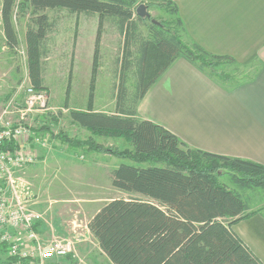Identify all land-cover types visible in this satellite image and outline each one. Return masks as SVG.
Returning a JSON list of instances; mask_svg holds the SVG:
<instances>
[{
	"label": "trees",
	"instance_id": "obj_1",
	"mask_svg": "<svg viewBox=\"0 0 264 264\" xmlns=\"http://www.w3.org/2000/svg\"><path fill=\"white\" fill-rule=\"evenodd\" d=\"M152 1L178 14L172 0ZM28 3L32 18L25 33L26 54L29 76L36 88L44 87L43 58L53 24L49 9L65 8L71 13H95L103 19L115 20L125 36L126 56L133 55L132 45L137 46V55L123 60L127 73L135 68L137 91L129 92L123 80L116 113L92 108L70 110L75 123L93 134L125 137L133 149L102 148L93 141H84L82 146L139 163H122L113 169L112 185L128 197L107 201L88 223L112 264H264L232 228L235 222L255 214L240 191L255 188L264 191V164L195 148L164 125L140 118L137 112V104L150 85L180 56L228 85L227 88L244 79L227 71L218 73L216 67L241 63L231 55L210 52L186 39V28L178 15L180 30L153 22L150 38L138 35V22L146 18L135 14L136 0H28ZM16 6V0H4L3 29L11 48L19 43L13 20ZM160 60L163 66L158 75L147 82L146 72ZM129 96L133 98L131 105L127 103ZM17 146L15 142H7L0 149ZM145 161L149 164L141 165ZM224 174L229 175L235 188L220 180ZM2 245L8 249L5 243ZM16 261L31 264L32 260L7 258V264Z\"/></svg>",
	"mask_w": 264,
	"mask_h": 264
},
{
	"label": "rangeland",
	"instance_id": "obj_2",
	"mask_svg": "<svg viewBox=\"0 0 264 264\" xmlns=\"http://www.w3.org/2000/svg\"><path fill=\"white\" fill-rule=\"evenodd\" d=\"M141 3L147 5L151 16L145 17L144 22H138V35L145 38L153 35L152 19L168 29L180 30L177 14L161 7L159 2L136 0L135 14ZM16 5L13 20L19 43L15 48L7 45L3 25H0L1 116L5 112L4 103L23 81L24 85L34 86L29 76L25 37L27 25L32 18L31 8L28 0H16ZM47 13L53 24L46 40L47 53L43 58L44 87L40 89L46 92L48 106L45 110L32 111L26 119L45 138L38 143V153L40 147L44 146L54 150V157L50 161L52 167L46 179L45 196H48L47 200H50V196L54 198V212L59 215L61 222L65 221L67 228L56 236H68L76 230L81 233V240L76 244V255L55 258L43 264H112L95 240L88 223L107 201L128 197L127 193L112 185L113 169L122 163H139L101 149L97 151L90 146H82L84 141H93L102 148L112 147L120 151L133 149V145L125 137L93 134L75 123L70 110L92 108L116 113L123 80L129 92L137 91L135 68H131L128 73L123 68L125 58L133 59L137 55V46L132 45L130 50L133 55L126 56L125 36L115 20L103 19L99 15L85 17L81 13L72 14L68 11L67 14L59 8L49 9ZM257 64L223 63L216 69L218 73L227 71L233 77L246 80ZM162 66L161 60L151 65L146 72V81L158 75ZM127 99L128 105H131L133 98L129 96ZM18 102L20 103L8 114L11 118L20 119L24 97H18ZM148 164L146 161L141 163ZM220 180L236 187L228 174L220 176ZM240 192L251 208H264V191L261 188ZM41 239L44 242L51 240ZM8 256V250L0 244V264H7ZM14 264L24 263L16 261Z\"/></svg>",
	"mask_w": 264,
	"mask_h": 264
},
{
	"label": "crops",
	"instance_id": "obj_3",
	"mask_svg": "<svg viewBox=\"0 0 264 264\" xmlns=\"http://www.w3.org/2000/svg\"><path fill=\"white\" fill-rule=\"evenodd\" d=\"M172 1L185 25L186 39L244 65L258 64L250 77L227 88L180 56L139 100L138 116L164 125L195 148L264 164V0ZM39 155V161L21 175L37 196L35 208L42 218L36 229L48 240L66 226L54 212V198L45 196L54 150L40 147ZM250 209L255 214L232 228L264 263V208Z\"/></svg>",
	"mask_w": 264,
	"mask_h": 264
},
{
	"label": "built area",
	"instance_id": "obj_4",
	"mask_svg": "<svg viewBox=\"0 0 264 264\" xmlns=\"http://www.w3.org/2000/svg\"><path fill=\"white\" fill-rule=\"evenodd\" d=\"M3 17L4 0H0V25H3ZM23 82L4 103L5 112L0 115V146L7 142L18 144L11 150L0 149V243L7 245L9 256L43 264L55 258L76 255L81 233L74 230L68 236H54L44 242L36 229L42 215L35 208L37 196L21 172L39 161L37 147L44 140L28 122L27 115L35 110H45L48 99L44 90ZM18 97H24L23 108L20 109V119H12L8 114L20 103Z\"/></svg>",
	"mask_w": 264,
	"mask_h": 264
},
{
	"label": "water",
	"instance_id": "obj_5",
	"mask_svg": "<svg viewBox=\"0 0 264 264\" xmlns=\"http://www.w3.org/2000/svg\"><path fill=\"white\" fill-rule=\"evenodd\" d=\"M136 12L139 16L145 18V17H150L151 14L150 12L148 11V7L145 3H141L138 5L137 9H136ZM154 22H156L155 19H152Z\"/></svg>",
	"mask_w": 264,
	"mask_h": 264
}]
</instances>
